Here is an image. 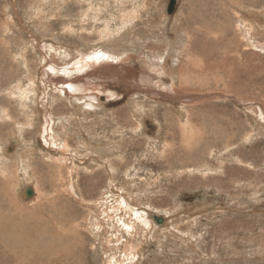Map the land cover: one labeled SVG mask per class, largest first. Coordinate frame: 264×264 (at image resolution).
<instances>
[{
  "label": "rangeland",
  "instance_id": "1",
  "mask_svg": "<svg viewBox=\"0 0 264 264\" xmlns=\"http://www.w3.org/2000/svg\"><path fill=\"white\" fill-rule=\"evenodd\" d=\"M170 5L0 0V221L29 232L27 218L42 215L35 264H264V0ZM84 52L127 55V71L142 58L175 69L163 79L171 94L102 80L106 100L84 106L58 92L85 74ZM54 70L63 72L48 82ZM43 99L58 120L51 146ZM121 193L173 216L170 229L153 221L161 231L146 242L132 215L129 235L116 221L132 224ZM55 242L77 258L52 261Z\"/></svg>",
  "mask_w": 264,
  "mask_h": 264
},
{
  "label": "bare ground",
  "instance_id": "2",
  "mask_svg": "<svg viewBox=\"0 0 264 264\" xmlns=\"http://www.w3.org/2000/svg\"><path fill=\"white\" fill-rule=\"evenodd\" d=\"M259 24H260V30L264 33V22L259 21ZM260 49H262V48H260ZM262 50L264 51V48ZM81 54H82L83 59L82 58L78 59L79 60L78 62L80 64H82L81 67H83L84 70H81V71L85 72V74L81 75L79 78H75L76 76L74 77V73L68 74V76H73L75 79H72L69 77L70 79H68V80L58 81V84L60 86H59V90L58 89L57 90L62 95L71 96L72 95L71 93L78 94V96H76L77 100L75 99L74 101H80L81 98L86 99V100H84V106L86 104H88V102L90 103V102H94V101L97 104L98 102H100L101 98H102V100H106L104 97L99 95L102 93H104V94L107 93V91L105 89L106 87H103L102 85H99V84H97V82H95V81H101L102 82V80L103 81L104 80H108V81L117 80V83L122 82V83L126 84L129 89L132 88L134 90H137L140 87H145V88L148 87V88H146V91L148 92L149 89L152 88L151 92L153 94H155L156 96L167 97L165 95L171 94L170 91L167 89L170 88L172 85L167 86V84H165L163 79L164 78L174 79L176 76L175 69H169L165 65H159V64L155 63V65L157 66L156 67L154 65V63L150 62V60H148V59L146 60V58H142V60L140 61V63H143V67L141 66L142 68H140L138 70L129 68L130 70L127 71L128 68L125 70L122 69V66H127L126 64L131 60L130 59L131 57H129L127 55H125L123 57L115 56L112 53L111 54L109 53L108 55H106V52H105L104 57L102 56L103 58L101 59L95 55H93L90 58H87V56H90V55L85 54V52L81 53ZM99 55H100V53H99ZM137 56H138V54H137ZM85 60H87V61H85ZM106 61H108V62H106ZM111 62H113V64H109ZM75 67H76V65L75 66L73 65V68H75ZM73 68H71V69H73ZM62 72L63 71L59 72L58 70L57 71L54 70L52 75H49L46 73V75H49V76H47L48 82L50 79H52V77L55 78L58 75H60ZM121 73H123V74H121ZM143 73H145V75L148 78L145 75H143ZM87 79L89 81H87ZM138 82H140L142 85H139ZM105 83H108V82H105ZM153 87H155L159 90H156ZM44 88H42V89H44ZM173 96H175V95H173ZM25 97H26V95H25ZM43 100L44 101L41 102V106L44 110L47 111V112L45 111L46 112L45 117L47 119H44L45 121L47 120V122L44 121V123H43L44 127L42 129V132L44 135L42 133L41 134L43 135V138H44L43 141H45V143L47 145L51 146L52 138L55 137L57 134L56 126H57L58 120L54 117H50V116L48 117L49 111H48L46 105H49V103H47V102H49L48 101L49 99H47V100L43 99ZM45 103H47V104H45ZM91 104L94 105L93 103H91ZM91 104H88V106H90ZM98 105L100 106L99 103L97 104V106ZM91 110H93V109L91 108ZM114 127H115V125H114ZM53 143L54 142H52V144ZM121 144H126V141L124 140L123 142L118 143L119 148H121ZM120 151H121V149H120ZM130 205H131L130 203L128 204L126 196L123 193H121L120 206L122 208H125V210L128 211L129 216L131 215L130 216L131 218L129 220L132 222V224L127 223L125 219L122 220V219L118 218L119 220H116V221L120 222L119 225L123 229L128 231L129 235L133 234L132 231L134 229H137V228L139 229V227L136 226V224H137L136 222H138L141 225H144L145 228H143V229H144L145 235H146L144 239L146 242H148V241L150 242L151 236H153L156 233V231H158V230L161 231V228H159L153 222L154 221L152 218L153 214L149 213L146 209L140 210V209H136L134 207H131ZM1 208H3V206H1ZM126 208H128V209H126ZM3 212L4 211L1 209L0 215L4 216ZM132 215H133L136 222L133 221ZM9 219L10 218H8L6 221H3V220L0 221V226H1L0 227V264H26L27 262L25 263L24 260L26 261L28 256L31 257L32 262H30V263L35 264L34 261L38 260L42 255L41 252H43L42 246L40 247V244L37 242L36 237H35L36 231L38 230L39 227H41V226L37 227L36 225L38 223H39V225L42 223V222L40 223L38 221L44 220L42 215L37 213L36 215L33 216V218H31V219L27 218L29 223L32 222V223L36 224L34 227V230H31L29 232H28V230L27 231L25 230V227H27L26 224H23L21 228L9 227L11 225V222L9 221ZM171 219L166 217V221H165V218H164L163 224L165 226L164 228L166 229V231H168L167 229H170L169 225L171 223H169L168 221L170 220L173 222V216ZM2 224H5V226L3 227ZM163 224H161V225H163ZM164 228H163L162 232L165 231ZM40 233H41V231L37 232V234H40ZM50 233H51V230H50ZM32 234H34L33 237H32ZM51 234H53V231ZM37 237L40 238V236H37ZM28 238L29 239L31 238V239L28 241ZM55 243L57 245L55 248H54L53 243L50 245L46 244L47 247L52 248V251L49 255V256H51L52 261L57 260V261L62 262V261L67 260L69 262L71 259L77 258V255H76L77 251L74 250L73 245L69 244L68 242H63V243L55 242ZM57 248H59V251L56 252L55 249H57ZM34 254L37 255V257H35ZM41 262H42V264H44V258L43 257L41 259ZM73 262H74V260H73ZM73 262H72V264H73Z\"/></svg>",
  "mask_w": 264,
  "mask_h": 264
},
{
  "label": "water",
  "instance_id": "3",
  "mask_svg": "<svg viewBox=\"0 0 264 264\" xmlns=\"http://www.w3.org/2000/svg\"><path fill=\"white\" fill-rule=\"evenodd\" d=\"M170 2H171V5H170L169 12L173 11V8H174V5H175V0H170ZM152 218H153L154 222L156 224H158V225H161L164 222V217H162V216L152 215Z\"/></svg>",
  "mask_w": 264,
  "mask_h": 264
}]
</instances>
